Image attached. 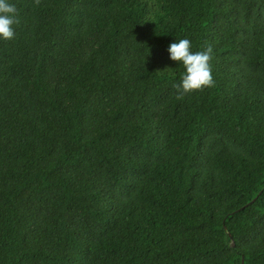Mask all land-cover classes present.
<instances>
[{"label": "trees", "instance_id": "1", "mask_svg": "<svg viewBox=\"0 0 264 264\" xmlns=\"http://www.w3.org/2000/svg\"><path fill=\"white\" fill-rule=\"evenodd\" d=\"M8 2L0 264H264V0Z\"/></svg>", "mask_w": 264, "mask_h": 264}, {"label": "clouds", "instance_id": "2", "mask_svg": "<svg viewBox=\"0 0 264 264\" xmlns=\"http://www.w3.org/2000/svg\"><path fill=\"white\" fill-rule=\"evenodd\" d=\"M40 0H34V6H38ZM17 9L8 0H0V39L11 40L14 38L13 25L19 21L16 19ZM169 59L179 62L184 72L181 82L174 85L177 91L176 99L183 97L191 92L202 91L204 88L214 86L212 68V48L207 46L200 51H192L191 41L180 39L178 42L171 43L167 49Z\"/></svg>", "mask_w": 264, "mask_h": 264}, {"label": "water", "instance_id": "3", "mask_svg": "<svg viewBox=\"0 0 264 264\" xmlns=\"http://www.w3.org/2000/svg\"><path fill=\"white\" fill-rule=\"evenodd\" d=\"M260 195H261V192L258 193L257 197L260 196ZM257 197H256V198H257ZM256 198H255V199H256ZM255 199L252 200L250 203H248L246 206H249L250 204H252V203L255 201ZM244 208H245V207H242L241 209H239V210L233 212L232 214H236V213H238L239 211L243 210ZM223 229H224V231H225L226 238H227L228 240H231V239H232V238H231V235H230V233L226 230L225 226H223ZM231 247H232V248L235 247V244H234L233 241L231 242ZM240 264H244V258H243V257H241V263H240Z\"/></svg>", "mask_w": 264, "mask_h": 264}]
</instances>
